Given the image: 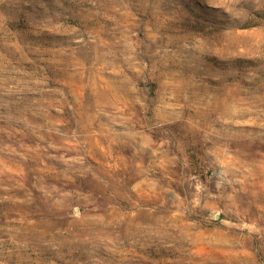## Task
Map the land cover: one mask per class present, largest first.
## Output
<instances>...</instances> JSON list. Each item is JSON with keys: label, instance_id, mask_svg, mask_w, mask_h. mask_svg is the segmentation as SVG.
Masks as SVG:
<instances>
[{"label": "rangeland", "instance_id": "374dc122", "mask_svg": "<svg viewBox=\"0 0 264 264\" xmlns=\"http://www.w3.org/2000/svg\"><path fill=\"white\" fill-rule=\"evenodd\" d=\"M80 2L88 18L53 24L40 58L0 45V238L39 242L42 262L49 242L67 252L103 231L109 264H248L264 233V103H210L198 80L143 55L129 0ZM217 47L235 59L264 36Z\"/></svg>", "mask_w": 264, "mask_h": 264}, {"label": "clouds", "instance_id": "9594fccd", "mask_svg": "<svg viewBox=\"0 0 264 264\" xmlns=\"http://www.w3.org/2000/svg\"><path fill=\"white\" fill-rule=\"evenodd\" d=\"M22 3L31 8L20 7ZM124 7L134 10L128 13L132 23L138 28L143 25V55L160 57L168 71L198 80L210 103L221 96L227 101L233 93L241 92L264 103V47L231 52L235 59L217 54V45L225 37L238 41L242 36H264V0H129ZM86 11L80 0H67V4L66 0H0V45L14 58L18 55V63L27 60L29 53L40 58L41 45L53 39L50 27L61 19L83 22L88 18ZM215 110L209 107L207 116ZM260 111L264 115V109ZM210 128L211 119L201 129L204 137ZM217 128L218 134L227 138V130ZM259 144L264 147V139ZM259 155L264 162V151ZM83 240L89 246L70 247L67 252L64 248L71 241L49 242V257L42 262L39 242L0 238V264H109L105 251L115 250L114 240L103 231L90 233ZM73 253L79 257L74 258ZM132 259L122 256L117 264H130ZM248 264H264V233L257 237Z\"/></svg>", "mask_w": 264, "mask_h": 264}]
</instances>
